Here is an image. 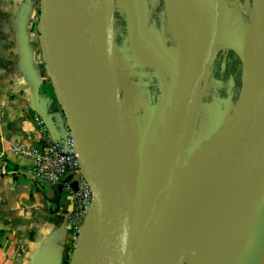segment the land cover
I'll use <instances>...</instances> for the list:
<instances>
[{"label":"water","instance_id":"1","mask_svg":"<svg viewBox=\"0 0 264 264\" xmlns=\"http://www.w3.org/2000/svg\"><path fill=\"white\" fill-rule=\"evenodd\" d=\"M69 1L40 0L38 35L47 77L65 116L76 157L93 191L86 221L91 217L89 264H171L187 243V228L184 223L179 225L178 220L185 212L188 194L228 171L252 161H264V38L260 58L248 52L240 41L227 0H214L212 30L227 36L255 90L243 95L233 117L212 131L197 135L199 117L196 119L182 142L177 163L165 178L159 228L148 237L143 232L141 212L135 207L123 158L122 135L115 124V117L123 114V108L120 105V113L113 115L111 131L105 107L94 91L110 56L114 77L118 76L113 57L115 0H89L82 7L92 11V34L86 44L85 36L70 19ZM255 5L257 12L263 14L264 0H255ZM202 43L191 68L193 75L199 70H210L221 44L207 39ZM181 67L182 64L173 77L166 105L168 119L173 117L181 90ZM144 171L141 178L147 181ZM82 243L81 233L70 264H77ZM233 264H264V199L245 240L239 243Z\"/></svg>","mask_w":264,"mask_h":264},{"label":"bare ground","instance_id":"2","mask_svg":"<svg viewBox=\"0 0 264 264\" xmlns=\"http://www.w3.org/2000/svg\"><path fill=\"white\" fill-rule=\"evenodd\" d=\"M88 1L68 2L70 19L74 28L85 36L84 44L92 34L91 8H82ZM213 5L214 0L167 1L164 32L183 57L179 74L181 90L175 102L173 117L167 118V106L161 104L148 118V127L140 148L133 151L128 142L122 145L135 207L141 212L143 232L148 237L159 228L165 178L177 163L182 142L203 110L206 96L203 84L209 70H199L196 75L190 73L199 56L202 40L207 39L211 43L218 41L230 46L225 34H217L212 30ZM229 8L236 21L240 41L248 52L260 58L264 38V13L257 12L256 5L253 6L251 0H245L243 7L238 10L230 4ZM103 69L108 70L106 66ZM254 90V85L246 75L242 96L250 95ZM94 91L105 107L109 128L113 131L112 117L120 113L121 104L107 72L100 73ZM124 92L127 93L125 87ZM144 170L147 171V181L141 178ZM263 199L264 161H252L193 189L188 194L185 212L178 220L179 225L184 223L187 228L185 246L188 245L193 251L194 259L191 263L233 264L239 243L245 240L249 227L259 214ZM82 237L77 264H89L91 217L83 228Z\"/></svg>","mask_w":264,"mask_h":264},{"label":"crops","instance_id":"3","mask_svg":"<svg viewBox=\"0 0 264 264\" xmlns=\"http://www.w3.org/2000/svg\"><path fill=\"white\" fill-rule=\"evenodd\" d=\"M39 7L40 0H0V264H70L77 242L73 196L38 187L18 151L69 134L42 58Z\"/></svg>","mask_w":264,"mask_h":264},{"label":"rangeland","instance_id":"4","mask_svg":"<svg viewBox=\"0 0 264 264\" xmlns=\"http://www.w3.org/2000/svg\"><path fill=\"white\" fill-rule=\"evenodd\" d=\"M167 1L115 0L113 57L118 76L115 74L114 77L112 56L105 64L108 70L102 69V72H107L112 82L114 77L124 111L115 117L116 128L122 135V143L128 142L133 151L139 149L143 142L148 118L155 109L168 104L174 74L183 62L182 55L172 46L171 39L164 32ZM227 2L238 10L243 7L245 0ZM251 2L254 6L255 0ZM209 69L203 84L206 96L199 115L197 135L212 131L231 119L243 97L245 70L230 46L219 45ZM126 82L130 89L129 99L128 96L123 98L125 86L122 84ZM86 219L75 223L77 240L89 222ZM193 259V251L187 245L172 259L171 264H192Z\"/></svg>","mask_w":264,"mask_h":264},{"label":"built area","instance_id":"5","mask_svg":"<svg viewBox=\"0 0 264 264\" xmlns=\"http://www.w3.org/2000/svg\"><path fill=\"white\" fill-rule=\"evenodd\" d=\"M36 123L47 135L48 127L43 118L37 116ZM45 141L42 146L19 147L20 155L31 162L27 176L38 187L52 185L70 193L75 204V223H81L89 217L93 191L76 157L70 134L59 140ZM77 179L79 184L74 183Z\"/></svg>","mask_w":264,"mask_h":264},{"label":"flooded vegetation","instance_id":"6","mask_svg":"<svg viewBox=\"0 0 264 264\" xmlns=\"http://www.w3.org/2000/svg\"><path fill=\"white\" fill-rule=\"evenodd\" d=\"M225 69V68H224Z\"/></svg>","mask_w":264,"mask_h":264}]
</instances>
